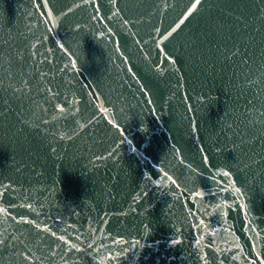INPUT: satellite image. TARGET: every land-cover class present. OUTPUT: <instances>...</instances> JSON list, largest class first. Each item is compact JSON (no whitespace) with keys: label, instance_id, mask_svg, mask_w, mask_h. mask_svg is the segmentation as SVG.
<instances>
[{"label":"water","instance_id":"obj_1","mask_svg":"<svg viewBox=\"0 0 264 264\" xmlns=\"http://www.w3.org/2000/svg\"><path fill=\"white\" fill-rule=\"evenodd\" d=\"M0 264H264V0H0Z\"/></svg>","mask_w":264,"mask_h":264}]
</instances>
